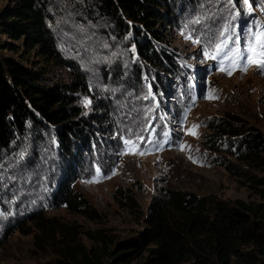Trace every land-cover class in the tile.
<instances>
[{"label":"trees","instance_id":"1","mask_svg":"<svg viewBox=\"0 0 264 264\" xmlns=\"http://www.w3.org/2000/svg\"><path fill=\"white\" fill-rule=\"evenodd\" d=\"M189 2L9 0L0 10V32L20 41L15 44L0 38V47L6 45L15 51L21 46L34 49L60 64L65 62L62 65L67 66L72 74L67 81L50 83L46 81L43 68L29 67L8 54L0 53V206L4 210L3 199L4 204L9 205L8 196L20 187L18 180L8 178L7 174L35 167L38 160L48 154L47 159L52 164L39 170L57 173L58 181L52 180L56 184L50 187L54 206L64 205L87 214L92 212L87 199L72 190L64 179L78 168L83 154L93 153L97 141L106 137L104 128L110 127L117 119L104 85L110 78H116L115 86L125 87V84L137 89L146 85L152 90L159 86L158 96L168 97L179 81L172 83L166 77L167 81L157 84V79L154 80L157 68L163 74L170 71L178 79L183 76L177 74L179 58L164 46L159 26L166 30L178 24ZM231 4L229 14L221 15L227 23L220 25L217 38L212 37L209 44L205 43L208 52L214 44H221L224 52V44L230 46L233 34L239 30L237 25L246 20L245 13L239 14L240 9L236 5L246 6L247 3L232 0ZM262 7L264 0L261 1ZM64 10L72 11L73 17L68 18L73 20L64 21ZM260 11L264 18V11ZM252 17L254 21L258 16L253 13ZM60 18L63 19L61 22ZM88 23L128 47L127 60L123 58L109 71L103 69V91L91 83L82 60L76 57L75 48L68 44L71 56L62 57L58 43L61 33L66 34V41L75 42L72 33L80 35L81 31H91ZM53 25L61 29L58 35ZM130 70L131 74H126ZM158 76L161 80L162 76ZM188 77L198 82L196 72H189ZM91 91L98 93V97L93 99L95 109L84 112L78 94L90 96L93 94ZM171 106L173 103L167 101L168 110ZM228 114L230 119L208 118L207 126L215 133L209 137L208 145L218 148L221 143H226L229 151L235 149L234 153L240 160L260 159L259 152L264 151V136L252 126L245 127L237 116ZM223 163L227 169L238 171L229 162ZM249 177L256 183L251 184L256 194L264 200V177ZM130 200L133 201L132 198ZM38 206L31 202L24 212L13 210L2 215L0 211L3 238L16 229L29 233L32 230L29 225H32L37 230L34 241L40 246L57 234L67 236L73 232L69 225L46 217ZM142 217L145 226L137 234L120 240L115 247L110 248L112 242L107 245L105 235L100 232L98 237L102 244L92 247L82 243L66 244L59 248L53 264H103L104 254L111 258L109 264H130L133 261H137L136 264H180L183 261L191 264H257L264 258V202H247L240 198L224 200L181 189H166L162 196L153 200ZM28 221L31 224H27Z\"/></svg>","mask_w":264,"mask_h":264},{"label":"rangeland","instance_id":"2","mask_svg":"<svg viewBox=\"0 0 264 264\" xmlns=\"http://www.w3.org/2000/svg\"><path fill=\"white\" fill-rule=\"evenodd\" d=\"M261 1L247 0L246 6L236 5L240 9V12L237 11L239 14L244 12V17L252 12L264 22L260 11ZM8 2L0 0V10ZM231 5L225 0H190L178 24L166 30L159 26L164 46L179 58L177 74L183 76L178 79L170 71L163 74L157 68L154 76L157 84L162 80L167 81L166 77L172 83L179 81L177 86L174 84L168 97L162 94L158 96L159 86L152 90L146 85L135 89L123 84L125 88L115 86L116 78H110L104 85L107 89L104 92H109L111 109L116 112L117 119L110 127L104 128L106 137L97 141L93 153L83 154L78 168L73 169V174L69 172L64 179L72 190L87 199L92 208L91 213L72 210L64 205L54 206L55 199L50 187L56 184L52 180L58 181L57 173L39 170L52 164L47 159L48 154L46 158L39 159L35 167L24 166L20 171L7 174L8 178L17 179L20 187L8 196L9 205L4 204L6 202L3 199V206L8 211L0 206L2 215L13 210L24 212L32 202L33 205H39L46 217L56 218L69 225L73 232L67 236L57 234L39 246L34 241L37 230L32 225H29L32 229L29 233L16 229L3 238L4 227L0 217V264H53L59 248L66 244L82 243L91 247L102 244L103 241L98 237L100 232L105 235V243L109 245L112 242L110 248H113L120 240L137 234L145 226L143 213L166 189H181L224 200L240 198L247 202H264L251 185L256 183L249 177H264V151L259 152L260 159L256 161H243L235 155L234 148H231L232 152L228 150L226 143L212 148L207 142L215 134L207 126L208 118L230 119L228 113L237 116L245 127L252 126L264 136V73L258 71L256 66L261 57L253 56L251 63L244 62L238 69L221 70L205 47L212 37L217 38L220 25L227 23L221 15H228ZM64 13V21L73 20L68 18L73 17L71 10H64ZM89 26L92 28L89 32L82 27L86 31H81L80 35L72 33L75 42L66 41V34L61 33L58 43L62 57L71 56L68 44L75 48L76 57L82 60L91 83L100 86L103 91V69L109 71L123 58L127 60L128 47L125 43L111 39L107 32L92 24ZM53 29L57 35L61 30L56 29V25H53ZM68 33L71 34L70 31ZM0 38L20 43L1 32ZM0 53L8 54L29 67L43 68L47 82H63L72 77L68 67L62 65L65 62L60 64L48 55L36 53L34 49L21 46L15 51L2 45ZM245 65L247 70L241 71ZM227 71L232 74L227 75ZM189 72H196L199 76L196 93L190 86ZM126 74H131V70ZM158 75L162 76L161 80ZM177 90L182 91L181 94L178 91L179 96ZM91 93L90 96L78 94L84 112L95 109L93 99L98 97V93ZM167 101L173 103L170 110L166 107ZM194 125L199 127L193 128ZM165 128L170 129L167 134L158 136ZM164 137L173 140L165 145ZM126 140H131L132 145H126ZM135 151L145 154H130ZM223 162H229L238 171L227 169ZM102 261L103 264H109L111 258L104 254ZM180 264L191 262L183 261ZM257 264H264V258Z\"/></svg>","mask_w":264,"mask_h":264},{"label":"snow or ice","instance_id":"3","mask_svg":"<svg viewBox=\"0 0 264 264\" xmlns=\"http://www.w3.org/2000/svg\"><path fill=\"white\" fill-rule=\"evenodd\" d=\"M231 2H232V0H225V3L231 4ZM244 2L247 3V0H244ZM261 10L264 11V7H262ZM249 11H251V7H249ZM221 35H223V33H221ZM249 36H250V40H249L248 46L246 47L245 51L246 52H254L255 51V47L253 46L252 41H255V45L259 46V48L261 49V53H258L259 55H261V59L257 63L256 66H257L258 71L264 73V30H261L259 32H250ZM238 41H239V37H237V42ZM224 46H226V43L224 44ZM216 49H217V51H222V45L221 44H217L216 45ZM242 58L245 59L247 63H251L252 60H253L252 56H246V57H242ZM221 70H224V69H221ZM246 70H247L246 65L241 68V71H246ZM226 74L227 75H231L232 72L231 71H227ZM196 127H199V126L198 125H194L193 126V128H196ZM193 134H195V133H193ZM125 144L126 145H132V141L131 140H126ZM130 154L144 155L145 152H143V151H135V152H130ZM113 174H115V173H113Z\"/></svg>","mask_w":264,"mask_h":264}]
</instances>
